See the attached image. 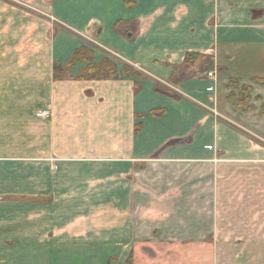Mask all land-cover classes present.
Returning a JSON list of instances; mask_svg holds the SVG:
<instances>
[{"label": "crops", "instance_id": "obj_1", "mask_svg": "<svg viewBox=\"0 0 264 264\" xmlns=\"http://www.w3.org/2000/svg\"><path fill=\"white\" fill-rule=\"evenodd\" d=\"M97 1L95 7H83L68 0L65 7L50 12L87 24L89 16L102 17L104 24L98 26L97 37L101 36L104 46L125 54L140 71L139 77L79 79L86 66L79 61L63 79H54V63L65 65L82 46L66 30L53 35L47 57H29L8 70L16 75V84L13 91L4 93L6 102L0 105V112H13L21 118L24 112L33 111L35 158L60 165L54 173L40 167L31 171L32 196L48 198L42 202L48 206L56 200V191H97L102 195L97 199L64 196L62 204L104 209L108 207L104 193L110 190L105 185L112 182L115 203L127 192L126 203L121 204L126 207L142 202L164 209L212 208L215 221L207 232L198 230L188 239L204 234L215 240H264V221H258L257 215L245 221L221 218L218 224L216 209L222 195L219 176L223 177L225 168L226 172L232 169L227 174L236 181L232 191L240 192L231 198L241 200L249 197L248 167L254 181L257 166L264 160L256 139L246 133L249 127L259 126L258 121L234 116L236 109L242 113L264 108V0H128L133 1L130 8L122 0ZM122 22L130 25L118 28ZM188 53L197 56L186 61ZM242 84L248 89L245 100L250 101L246 104L245 100H232ZM8 95L22 97L15 99L9 111ZM40 110L48 111L50 117L40 118L36 114ZM136 125H140L137 131ZM106 167L113 172H106ZM54 174L61 187H54ZM202 175L214 182L212 203L207 205L202 203V192L210 188L201 183ZM148 199L150 204L144 202ZM19 218L17 222L26 225L39 220L22 222ZM6 219L1 218L2 224ZM113 220V241H127L124 251L116 247L106 250L105 236L98 230L103 217L96 220L92 235L100 238V247L84 244L89 242L86 233L82 241L68 230L70 238L58 243L54 228L42 234L38 226L22 225L0 232V264H106L110 257L116 258L114 264H126L129 255L134 262L131 243L138 234L137 223L116 215ZM149 225L145 238H166L164 227ZM42 236L47 240L44 248H40ZM11 237L13 248L8 245Z\"/></svg>", "mask_w": 264, "mask_h": 264}, {"label": "rangeland", "instance_id": "obj_2", "mask_svg": "<svg viewBox=\"0 0 264 264\" xmlns=\"http://www.w3.org/2000/svg\"><path fill=\"white\" fill-rule=\"evenodd\" d=\"M73 1L79 2L83 7L86 4L95 7L98 2L97 0ZM67 2L68 0H0V105L6 102L3 101L5 99L4 93L13 91L16 84V80H14L16 75L9 74L8 70L12 71L13 66H21L22 64L19 62L27 60L29 57H47L49 55V46L53 39L52 37L56 32L62 35V32L67 31L68 34L73 35L82 46L88 49L89 52L83 53V55L85 58L89 57L93 63L97 64L102 60H108L118 70L124 65H128L138 73L140 72L137 67L135 68L124 58L125 54L123 56V54H119L112 48L110 49L104 46L101 41V36L97 37L98 26L101 23L104 24L102 17L96 15L89 16L87 24V21L82 23L75 19L72 20L70 16L64 17L62 14L53 15L50 12L54 7H65ZM123 2L127 8L132 7L130 3H133V1L122 0L121 3ZM57 11L61 13L60 10ZM76 18L80 19L81 17ZM83 19L87 20V17H83ZM129 23L122 22L118 25V28L122 27V25L126 26ZM121 31L124 32L122 29ZM75 39L74 41H76ZM9 57L15 59V62L13 63ZM7 60L8 63H6ZM103 68L107 71L111 67L105 65ZM104 73L100 72L97 77L104 76ZM244 85L237 86L240 89H238L240 95L238 92L232 93L234 95V99L232 98V100L235 103H238L237 101L242 102V100L244 102L247 98L248 95L245 92L248 89ZM8 98L9 111L16 104L15 99L20 100L22 97L8 95ZM26 98L31 99V96L28 95ZM246 101L250 100H245L244 104L247 103ZM234 106L238 108L237 105ZM236 110L234 116L238 120H240L239 116H243V119L249 120L250 122L256 123L258 121L259 126L249 127L250 132L246 133L256 139V141H253L258 145V150L264 152V108H261L259 112L243 111L240 113ZM214 113L217 115L220 114L215 111ZM15 114L13 112H0V232L13 231L22 225L25 227L38 226L39 232L42 234L54 228L57 233L54 235L59 237L55 241L60 243L65 242L66 238H70L66 236V232L71 230V233H75L73 235H80L77 238L79 240L84 239L83 235L85 233L88 235L89 242L82 240L84 244L90 245L89 243H94L96 246L97 243L100 247L102 241L100 238L96 240L92 235H94L93 233L96 229L94 227L96 220L103 217L104 223L100 225L102 227L98 230L105 236L103 243H105L106 250L109 247H116L117 251L118 248L124 251L123 245L127 241H121L120 244L118 241H113V219L114 215H116L117 218L122 216L126 222L129 219L133 223H137L138 234L136 239L131 243L135 254L133 264H264V240H215L212 238L209 239L208 235L204 238V234H199L202 235L201 238L188 239L189 236H193L198 230L202 233L207 232L209 225L215 221L214 211L209 207L197 208L183 206L182 208L164 209L161 207H148L147 204H143L142 202H137V205L135 204L133 207H126L125 204H121L126 203L127 192H122L121 199L115 203L113 192L111 191L112 182H108L105 185L110 190L104 193L105 204L108 206L104 209L90 207L70 208L64 207L62 204L64 196H82L83 200L97 199L102 196L97 191L85 193H74L64 190L56 191V200L51 201L50 205L47 204L48 206H42L43 199L48 198H35L32 196L33 176L31 175V171L34 168L40 167L45 169L46 172L51 170L54 173V171L58 172L60 165L57 162L50 164L49 161L35 158L32 143L33 111L24 112L21 118H19L20 116L15 117ZM36 114H39L42 119H48L50 117V113L44 110L37 111ZM18 115H21V113ZM223 115L219 117L221 118ZM222 118L224 119L225 115ZM251 132L257 134L259 137L252 135ZM260 162L263 165L261 163L258 164L257 175L254 181L251 175L253 171L251 169L249 170L248 167V176L246 177L247 187L249 189V191H246L249 195L248 198L247 196L241 200L240 197L231 198L233 195L240 193L232 191L231 185L236 181H233L234 176L227 174V172H232L231 168L227 172L225 168L223 177L219 176L218 183L221 185L222 195L218 199L216 208L218 224L221 218L224 220L233 218L245 221L254 215H257L258 221H260V218L264 221V160ZM260 167L262 168L260 169ZM105 171L113 172V169L106 167ZM58 178L56 174L53 175L54 187H56L55 185L61 187V184H57L59 181ZM111 179L113 177H108V180L112 181ZM199 179H201L202 184L209 185L210 188V191L206 189V192H202L204 195L202 203L206 205L207 203H212L213 180H211L212 183H209L210 179L205 175H202ZM255 182L256 186H254ZM125 183L129 184L128 181ZM64 187L62 185L63 189ZM256 190V193H252ZM49 199H52V196ZM149 200L144 202L147 203ZM164 210L167 213H164ZM2 217L8 218L4 220L5 224H2ZM18 218L22 222L28 221L29 218L39 220H37V224L26 225L17 222L18 220L16 219ZM116 220L118 221L119 219ZM149 224L164 227L166 238H145V233L150 230ZM172 226H174L173 229L171 228ZM259 227H261V223H259ZM171 235L174 238L169 237ZM40 239V242H42L40 248L47 247V240L44 237ZM14 244L15 241L11 237L8 240V245L10 248H13L15 246ZM11 261L16 263L12 257Z\"/></svg>", "mask_w": 264, "mask_h": 264}, {"label": "trees", "instance_id": "obj_3", "mask_svg": "<svg viewBox=\"0 0 264 264\" xmlns=\"http://www.w3.org/2000/svg\"><path fill=\"white\" fill-rule=\"evenodd\" d=\"M116 24H118V22ZM88 52L89 51L86 47L81 46L74 50L70 60L65 65H62L59 62L54 63V79H63L67 74L70 73L71 68L79 61L86 63L83 72L77 76L79 79H105L110 77L118 78L119 76L137 78L139 76V73L128 65H124L120 70H118L116 66L108 60H102L97 64L93 63L89 57L85 58L83 55V53ZM196 56V53H188L186 55V61H191L192 58ZM105 65L110 66L111 68L106 71L103 68ZM100 72H105V75L102 77H97ZM139 128L140 125H136L135 131L139 130ZM115 261V257H110L106 264H114ZM126 264H132V255L128 256Z\"/></svg>", "mask_w": 264, "mask_h": 264}, {"label": "built area", "instance_id": "obj_4", "mask_svg": "<svg viewBox=\"0 0 264 264\" xmlns=\"http://www.w3.org/2000/svg\"><path fill=\"white\" fill-rule=\"evenodd\" d=\"M207 75L208 76H212L213 74H212V72H208Z\"/></svg>", "mask_w": 264, "mask_h": 264}]
</instances>
